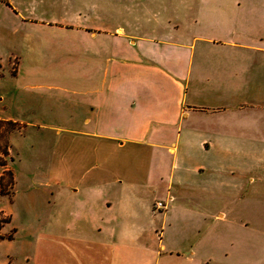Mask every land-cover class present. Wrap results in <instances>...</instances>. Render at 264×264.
I'll return each instance as SVG.
<instances>
[{
    "label": "crops",
    "instance_id": "0c3cea01",
    "mask_svg": "<svg viewBox=\"0 0 264 264\" xmlns=\"http://www.w3.org/2000/svg\"><path fill=\"white\" fill-rule=\"evenodd\" d=\"M47 2L85 76L54 178L76 264H264V0Z\"/></svg>",
    "mask_w": 264,
    "mask_h": 264
},
{
    "label": "rangeland",
    "instance_id": "374dc122",
    "mask_svg": "<svg viewBox=\"0 0 264 264\" xmlns=\"http://www.w3.org/2000/svg\"><path fill=\"white\" fill-rule=\"evenodd\" d=\"M19 1L11 13V4L0 3V118L18 122L0 126L8 148L0 166V264L10 258L11 264H76L94 257L78 241L76 196L61 195L59 139L67 125L63 109L75 106L85 76L75 40H59L41 22L52 16L47 0Z\"/></svg>",
    "mask_w": 264,
    "mask_h": 264
},
{
    "label": "trees",
    "instance_id": "16d2710c",
    "mask_svg": "<svg viewBox=\"0 0 264 264\" xmlns=\"http://www.w3.org/2000/svg\"><path fill=\"white\" fill-rule=\"evenodd\" d=\"M5 122L18 123L17 121H14V120H7V119L0 118V126H1V124L5 123ZM1 131L2 130L0 128V136L2 137ZM6 155H8L7 144L0 140V166H5L7 164L6 158H5Z\"/></svg>",
    "mask_w": 264,
    "mask_h": 264
},
{
    "label": "built area",
    "instance_id": "2783aa9c",
    "mask_svg": "<svg viewBox=\"0 0 264 264\" xmlns=\"http://www.w3.org/2000/svg\"><path fill=\"white\" fill-rule=\"evenodd\" d=\"M170 199H172V197H169ZM155 206L158 210H165L168 208V202L164 201V200H159L155 203Z\"/></svg>",
    "mask_w": 264,
    "mask_h": 264
}]
</instances>
